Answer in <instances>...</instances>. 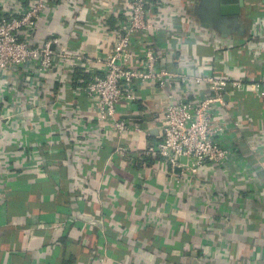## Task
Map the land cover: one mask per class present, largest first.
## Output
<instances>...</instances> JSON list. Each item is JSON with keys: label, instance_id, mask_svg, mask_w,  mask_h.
Here are the masks:
<instances>
[{"label": "crops", "instance_id": "0c3cea01", "mask_svg": "<svg viewBox=\"0 0 264 264\" xmlns=\"http://www.w3.org/2000/svg\"><path fill=\"white\" fill-rule=\"evenodd\" d=\"M163 1L165 7L169 0ZM0 3L5 11L18 8L17 4L29 6L21 0ZM204 9L200 0H181L175 15L163 12L168 20L158 45L164 70L192 75L223 67L221 52L213 56L230 35L217 38L215 28L200 30L198 15ZM151 12L159 13L155 2ZM188 12L192 22L184 26L185 35L179 40L171 27L187 22ZM68 17L61 10L54 21L36 30L33 39H52L51 30L66 48L75 50L69 37L83 25L77 22L73 27ZM220 20L218 26L228 29L236 28V20L244 23L240 15ZM84 36L81 49L90 56L113 38L96 32ZM237 64L235 59L229 61L235 75L258 77L252 61ZM49 77L41 103L50 108L48 112L60 98L68 105L75 103L80 71L66 66ZM139 96L120 107L132 126L121 137L109 123L97 129V115L83 99L78 115L69 112L62 117L67 130H60L54 115L42 121L30 118L15 133L0 123V264H64L65 260L68 264H264V103H250L253 120L241 135L233 134L238 137V152L228 166L207 168L200 180L178 184L181 169L172 178L163 167L155 169L149 160L144 166L139 158L140 150L156 139L167 95L147 84ZM1 109L11 116L0 103ZM238 109L230 104L221 110V119L230 120ZM141 128L143 132L138 131ZM105 178H109L106 185ZM71 215L77 216V223L69 219Z\"/></svg>", "mask_w": 264, "mask_h": 264}, {"label": "built area", "instance_id": "2783aa9c", "mask_svg": "<svg viewBox=\"0 0 264 264\" xmlns=\"http://www.w3.org/2000/svg\"><path fill=\"white\" fill-rule=\"evenodd\" d=\"M24 2L29 6L17 4L19 9L14 7L7 11L0 3V103L11 111V116L7 117L0 110V123L10 126L13 132L23 128L30 118L42 121L54 115L60 130H67L62 117L69 112L78 115L83 99L97 115V129H104L109 123L115 135L121 137L132 131L130 121L121 114V105L138 101L143 86L152 84L167 95L169 102L160 118L156 139L139 152L144 166L149 160L153 168L163 167L172 178L179 168L182 174L176 182L192 184L203 177L207 168L225 167L232 162L233 154L238 152V141H235L238 137L233 134L241 135L245 125L253 120V107L249 102L264 103V0H257L256 4L251 0H238L244 23L213 56L217 58L221 52L223 67L215 68L210 74L192 75L171 74L160 64L158 37L164 31V20H168L164 19L163 12L167 10L175 15L181 0H169L165 7L161 5L163 0ZM151 2L157 4L159 13L151 12ZM247 8L259 14L251 18V11L245 12ZM61 10L69 15L66 21L73 27L82 22L83 27L71 31L73 34L69 37L68 43L70 38L76 43L75 50L66 48V43L51 30L52 39H33L36 30L39 32L46 21H54ZM87 11H90L88 18L83 15ZM92 11L98 14L91 15ZM202 13L207 12H200L199 16ZM192 18L188 12L187 22L184 19L171 27L175 28L173 31L178 33L179 40L185 35L184 26L189 25ZM169 24H172L170 20ZM198 26L202 31L210 29L203 24ZM92 32L113 34L111 44L100 45L94 56L81 49L84 35ZM170 32H166L168 39ZM218 33H215L217 38L221 35ZM236 40L242 47L240 50L232 46ZM232 59L252 61L259 69L258 77L235 75L229 70ZM66 66L81 73L77 100L68 105L60 98L50 113V108L41 104L48 91L49 76L57 75V71ZM237 69L242 70V67ZM230 104L239 109L233 118L224 122L221 110ZM138 131L143 132V128ZM144 133L148 131L144 129ZM108 181L109 178H105L102 184ZM69 219L73 223L78 221L76 215ZM100 227L104 228V224ZM101 241L104 245L108 241L106 230Z\"/></svg>", "mask_w": 264, "mask_h": 264}, {"label": "water", "instance_id": "95a60500", "mask_svg": "<svg viewBox=\"0 0 264 264\" xmlns=\"http://www.w3.org/2000/svg\"><path fill=\"white\" fill-rule=\"evenodd\" d=\"M243 2V0H241ZM205 6L204 12L200 14L201 23L205 27L215 28L220 34L225 37L236 32L237 27H242V22L237 21L236 28H226L218 26V22L224 17H237L240 15V5L238 0H200V4ZM199 16V15H198Z\"/></svg>", "mask_w": 264, "mask_h": 264}, {"label": "trees", "instance_id": "16d2710c", "mask_svg": "<svg viewBox=\"0 0 264 264\" xmlns=\"http://www.w3.org/2000/svg\"><path fill=\"white\" fill-rule=\"evenodd\" d=\"M21 1L24 2L25 0H21ZM258 1H259V0H258ZM251 2H252L253 4H256V3H257V0H251ZM249 10H250V8H249ZM250 11H251V18H252L253 16L259 14L257 11H254V10H250ZM234 48L240 50L242 47H241L240 45H236ZM236 60H237L238 63H241V64L244 62V60H240V59H236ZM80 74H81V73H80ZM250 103H251V101L249 102V105H251ZM251 107H254V105L252 104ZM258 110H259V106H258ZM258 110H257V111H258ZM254 114H255V110H254ZM68 263H69V261H66V260H65V263H64V264H68Z\"/></svg>", "mask_w": 264, "mask_h": 264}]
</instances>
